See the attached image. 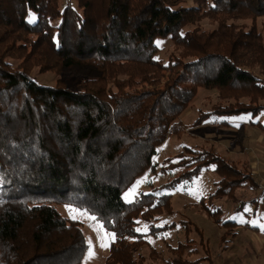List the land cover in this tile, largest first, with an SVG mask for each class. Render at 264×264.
<instances>
[{
    "label": "trees",
    "instance_id": "16d2710c",
    "mask_svg": "<svg viewBox=\"0 0 264 264\" xmlns=\"http://www.w3.org/2000/svg\"><path fill=\"white\" fill-rule=\"evenodd\" d=\"M97 1L0 0V264H81L84 224L61 204L88 210L115 233L104 264H144L137 250L147 236L175 225L159 226L172 190L212 166L224 184L216 198L251 178L246 163L238 169L214 148L186 146L160 169L178 170L175 177L124 197L146 172L157 173L158 147L185 132L180 117L199 88L216 90L219 101L193 125L218 117L233 127L229 118L248 115L264 131V0H212L207 9L185 0ZM205 18L215 29H201ZM157 38L173 43L164 61ZM34 66L81 78V86L43 84ZM215 220L232 231L225 244L236 238L240 222ZM186 249L197 251L170 246L175 255L164 263L209 259L187 258Z\"/></svg>",
    "mask_w": 264,
    "mask_h": 264
},
{
    "label": "rangeland",
    "instance_id": "374dc122",
    "mask_svg": "<svg viewBox=\"0 0 264 264\" xmlns=\"http://www.w3.org/2000/svg\"><path fill=\"white\" fill-rule=\"evenodd\" d=\"M103 1L98 0L97 4L102 6ZM211 4L212 0H185L187 7L200 6L207 9ZM262 20L263 18H260L258 23L261 24ZM238 23L250 24L251 22L250 20H239ZM215 26L216 23L209 18L202 19L200 22L201 29L206 31L215 29ZM189 27L193 28L194 26ZM156 42L160 47L157 57L164 61L173 50V43L170 38H157ZM13 63L16 65L19 62L13 61ZM32 72L33 76L36 75L35 79L43 84L55 85L59 79H63L73 89L77 90L81 86V78L67 73L60 75L55 70L40 71L35 66ZM165 72V74L169 73V71ZM164 81L165 79H163ZM218 101L216 90L199 88L196 98L191 101V105L180 117L185 125V132L180 136L171 135L165 143L158 147V154L155 157L159 165L157 173L146 172L125 192L124 197L128 201H132L134 198L131 196L126 198V194L130 190L135 188L136 193L150 192L151 186H161L167 182L168 178L175 177L178 170L162 173L160 169L168 163L167 158H171L173 163L181 160L179 153L183 152L186 146L200 149L214 148L236 163L238 169L246 163L248 166H245L247 168L245 171L251 173V178H248L247 182L245 180L244 185L238 187L235 195L216 198L211 195H214L218 188L224 184L221 182L222 174L212 166L210 169L203 170L193 182L182 183L177 189L172 190L173 197L169 203L172 210L162 216L163 221L159 226L161 227L164 223H174L175 225L162 236H147L146 244L137 250L141 252L144 264H165V259L175 255V252H171L169 247L177 246L179 243H188L191 250H197L188 253L186 249V255H184L187 258L209 257V259H204L201 264H264V209L260 205L264 203V131L259 127L250 126L247 123L248 115L229 118L233 127L222 125V119L218 117H211L197 126L193 125L198 111L210 110L212 105ZM257 119L264 122V111ZM241 123L246 124L245 127H240ZM234 177L240 178L241 176L234 175ZM255 187L257 190H253ZM255 196L259 202L256 207L250 200ZM242 201H245L246 204L239 210L237 207L241 205ZM66 206L68 205L61 204L57 208L65 216L72 218L74 213H71ZM208 207H211L212 210H208ZM214 207H220L222 211L215 213ZM254 213L255 215H253ZM76 215V219L83 222L87 242L91 239L95 251V255L90 259L87 251L81 264H104L110 253V246H100L99 234L94 227L96 222L88 219L87 216H81L78 213ZM218 216L222 220L231 218L241 223L239 226L242 227L238 228L239 226H237L236 238L232 236L229 238L231 243L225 244L223 241L225 232L231 233L232 231L227 230V225L217 223L215 219H218ZM187 220H189V224L184 223ZM245 223L258 227L259 232L255 234L251 227H244ZM104 229L106 230L105 227ZM106 231L108 232V230Z\"/></svg>",
    "mask_w": 264,
    "mask_h": 264
},
{
    "label": "snow or ice",
    "instance_id": "6c2138e0",
    "mask_svg": "<svg viewBox=\"0 0 264 264\" xmlns=\"http://www.w3.org/2000/svg\"><path fill=\"white\" fill-rule=\"evenodd\" d=\"M136 194H138V193H136V190L134 188V189L130 190L129 193L126 194V198L129 197V196H131L132 198H134ZM66 207H68V209H69V211L71 213H74L73 216H72L73 219H76L77 218L76 213H78L79 215H81V216H87L88 219L96 222L94 224V227H95L96 231L99 234L98 238H99L100 246L101 247H109L110 244H111V242H114V240H115V233H109V232H107L104 229L103 224L99 222L98 218L96 216H94V215H90L88 213V210H86V209H84V210L75 209L71 205H68ZM139 230L140 229H137V231H139ZM88 245H89V247H88V258L90 259V258H92L95 255V251H94V247H93V244H92L91 239L88 240Z\"/></svg>",
    "mask_w": 264,
    "mask_h": 264
},
{
    "label": "crops",
    "instance_id": "0c3cea01",
    "mask_svg": "<svg viewBox=\"0 0 264 264\" xmlns=\"http://www.w3.org/2000/svg\"><path fill=\"white\" fill-rule=\"evenodd\" d=\"M260 121H262V120H260ZM248 123V122H247ZM245 125L246 124H244V126L243 127H245ZM250 126H252L251 124H249ZM258 188H260L259 187V185H258ZM253 190H257V189H255V188H253ZM250 200H252V203H253V205L256 207L257 206V204L259 203L258 202V200H257V196H255L254 198H252V199H250ZM261 205V207H262V209H264V203H261L260 204ZM253 212H255V211H253ZM250 214H252V213H250ZM253 215H255V213L253 214ZM240 227H242V226H239L238 228H240ZM244 227H249V225L247 224V225H245ZM253 231H254V233L255 234H257L259 231H258V227H253V228H251ZM238 231V230H237ZM238 238H239V236H238ZM242 238L244 239V235L242 236ZM232 241H230V243H231Z\"/></svg>",
    "mask_w": 264,
    "mask_h": 264
}]
</instances>
